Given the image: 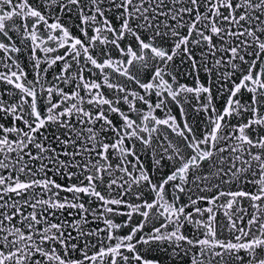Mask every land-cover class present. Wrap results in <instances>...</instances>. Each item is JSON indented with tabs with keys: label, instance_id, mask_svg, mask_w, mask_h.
<instances>
[{
	"label": "snow or ice",
	"instance_id": "snow-or-ice-1",
	"mask_svg": "<svg viewBox=\"0 0 264 264\" xmlns=\"http://www.w3.org/2000/svg\"><path fill=\"white\" fill-rule=\"evenodd\" d=\"M0 264H264V0H0Z\"/></svg>",
	"mask_w": 264,
	"mask_h": 264
}]
</instances>
